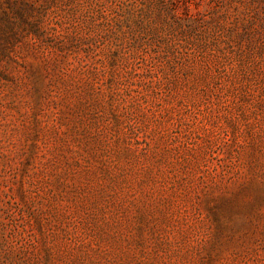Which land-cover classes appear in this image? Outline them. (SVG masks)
<instances>
[{"label":"rangeland","instance_id":"1","mask_svg":"<svg viewBox=\"0 0 264 264\" xmlns=\"http://www.w3.org/2000/svg\"><path fill=\"white\" fill-rule=\"evenodd\" d=\"M0 264H264V0H0Z\"/></svg>","mask_w":264,"mask_h":264}]
</instances>
